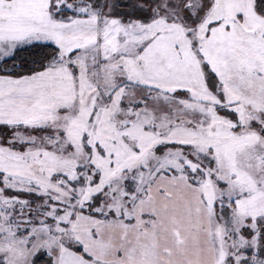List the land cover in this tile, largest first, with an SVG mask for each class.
I'll return each instance as SVG.
<instances>
[{
	"label": "snow or ice",
	"instance_id": "6c2138e0",
	"mask_svg": "<svg viewBox=\"0 0 264 264\" xmlns=\"http://www.w3.org/2000/svg\"><path fill=\"white\" fill-rule=\"evenodd\" d=\"M0 264H264V0H0Z\"/></svg>",
	"mask_w": 264,
	"mask_h": 264
}]
</instances>
